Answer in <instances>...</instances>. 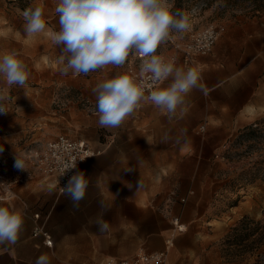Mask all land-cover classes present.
Segmentation results:
<instances>
[{
	"label": "crops",
	"instance_id": "0c3cea01",
	"mask_svg": "<svg viewBox=\"0 0 264 264\" xmlns=\"http://www.w3.org/2000/svg\"><path fill=\"white\" fill-rule=\"evenodd\" d=\"M50 19V30L59 31L58 14ZM34 37L40 42L38 51L32 52L27 45L29 39L22 36L7 39L1 53L14 50L28 70L46 69L50 77L33 78L39 85L32 86L29 76L23 88L17 87V94L23 97L24 117L10 118L2 131L25 132L30 124L37 121L48 124L51 119L56 126L76 125L79 131L75 138L84 139L98 152L77 168L89 181L78 208L73 207L66 195L60 198L62 193H58L51 178L35 172H29L25 182L13 189L10 199L0 201V206L19 210L24 220L17 243L0 252V264H35L41 254H48L51 264H103L106 258L124 259L139 251H164L171 236L172 245L181 256L177 264H203L200 256L209 239L224 235V227L212 226L216 220L208 215L228 187L217 178L221 175L217 168L201 170V162L214 163L220 145L234 131L264 115V19L226 24L212 51L194 57L190 68L199 73L198 85H203V90L199 86L193 88L173 119L150 102L142 101L133 114L114 128L101 127L98 114H87L77 99L81 95L96 101L93 89L102 82L103 71L94 72L96 77L90 73L62 75L63 65L59 63L62 46L54 45L43 32ZM165 42L158 49L168 57L174 50ZM37 53L38 61L28 58ZM175 65L188 69L180 55ZM171 82L169 77L156 89L166 88ZM37 88L47 91L56 101L52 114L47 109L36 111L35 102L25 98ZM65 92L70 97L64 100L65 105H60ZM100 132L111 139L115 149H107L110 144L100 141ZM165 134L169 137L166 142ZM185 164L188 168L184 171ZM129 166L135 170L124 172ZM181 183L185 187H179ZM169 190H176V198L183 203L171 207L163 204ZM101 201L107 209L103 219L110 225L103 234L94 223L102 211ZM236 208L241 211L235 212ZM36 212L40 214L37 223L43 224L50 235V245L44 244L40 234H33L36 221L32 215ZM242 213L241 205H236L224 215L233 220ZM176 220L185 225L184 230L176 229ZM222 223L227 225L226 221ZM176 230L183 232L175 233ZM208 261L216 264L215 258Z\"/></svg>",
	"mask_w": 264,
	"mask_h": 264
},
{
	"label": "clouds",
	"instance_id": "9594fccd",
	"mask_svg": "<svg viewBox=\"0 0 264 264\" xmlns=\"http://www.w3.org/2000/svg\"><path fill=\"white\" fill-rule=\"evenodd\" d=\"M55 11L59 16V31L49 30L46 35L54 45L62 46L59 57V63L63 65L60 68L62 75L69 72L73 76L87 75L108 65L123 66L130 52L135 51L144 57L140 71L141 74H151L152 84L172 77L168 87L151 90L148 95H145L143 82L124 73L98 83L93 93L101 127H119L142 101L150 102L171 120L193 88L199 86L203 90V85H198L200 75L195 68L184 70L176 67L174 61L166 62L164 57L155 54L173 30L184 32L190 27L188 15L181 10L173 12L167 0H59ZM22 16L28 36L45 32L42 7H28ZM29 75L27 66L16 51L0 54V78L5 83V87L0 88V113L8 112L4 102L10 98V89L13 86L23 88ZM168 139L165 134L163 140L166 142ZM146 140L149 144L150 141ZM15 167L25 170L24 159L16 157ZM75 168L76 164L65 165L64 174ZM134 170L129 166L124 172ZM137 184L139 188L141 181L138 180ZM88 185L84 172L76 171L61 187V192L70 199L74 208H78ZM126 186L132 188L131 184ZM100 208L102 211L94 223L103 234L108 232L110 225L103 219L107 210L103 201ZM23 222L19 210L0 206V252L17 243ZM35 264H51L49 255H39Z\"/></svg>",
	"mask_w": 264,
	"mask_h": 264
},
{
	"label": "rangeland",
	"instance_id": "374dc122",
	"mask_svg": "<svg viewBox=\"0 0 264 264\" xmlns=\"http://www.w3.org/2000/svg\"><path fill=\"white\" fill-rule=\"evenodd\" d=\"M58 2L59 0L31 1L32 7L40 6L43 9L46 23L43 34L50 30L52 22L50 18L56 13L55 8ZM167 2L173 12L181 10L189 17L190 27L188 30L184 32L172 31L174 36L176 35L182 40H186L191 32L201 30L210 24L217 28L222 27L221 34L224 31V26L228 23L264 19V0H167ZM22 12L23 10L11 0H0V54H2L4 42L7 39L22 36L29 39L27 45L32 52L38 51L40 42L37 39L34 40L35 35L28 36L26 34ZM44 45L46 44L43 43ZM39 57L37 53L28 58L38 61ZM122 67L108 65L96 71H103L100 79L105 81L115 77ZM96 71L90 72V76L96 77L94 74ZM29 72V76L32 78L30 81L32 86L39 85L38 82L33 81V78L40 79L42 77L45 79L50 77V72L46 69H30ZM33 74H35L34 77ZM3 87H5V83L0 78V88ZM17 87L13 86L10 89V98L4 102L8 112L0 113V148H3L0 151V163L6 161L8 162L6 164L13 167H15V155L22 152L25 147L50 140L57 134L65 133L75 138L79 131L76 125L69 123L56 126L51 119L48 124L39 121L30 124L24 129L25 132H18V130H16L18 133L2 131V126L10 118L14 117L19 120L24 117L23 97L17 94ZM35 90L36 92L33 94H26L25 98L30 99L31 103L35 102L36 111L47 109L49 114H52L51 110L56 107V101L53 100L52 95L44 89L38 90L37 88ZM68 97H70L69 93L65 92L61 96L63 100L60 105H65L67 102L64 100ZM99 138L101 142L110 144L107 149H115L113 142L105 136L104 132H100ZM126 147L130 149L129 143H126ZM216 153H218V158L214 157L216 161L214 163L211 162L212 160L210 162L202 161L201 170L208 167L217 168L221 173L217 178L221 179L222 184L228 187L227 191L221 193L222 196H220L212 214L208 215L210 219L216 220L212 221V226L224 227V235L209 239L202 251L200 260L204 261L203 264H210V262L214 264L212 261H208L209 258H215L216 264H264V115L234 131L220 145ZM187 168L188 165L185 164L184 171ZM179 187H185V184L181 183ZM62 195L60 194V198H63ZM176 196V190L175 192L169 190L162 201L163 204L167 203L169 207L177 203L182 204L183 202ZM236 205H241L242 216L229 220L224 214L230 207ZM234 211L240 212L241 208H236ZM224 221L227 222L225 226L222 223ZM177 224L180 222L177 221ZM174 232L183 231L176 230ZM167 240L171 241V243L167 242V249L165 250L168 253L169 264H177L181 256L172 245V236Z\"/></svg>",
	"mask_w": 264,
	"mask_h": 264
},
{
	"label": "built area",
	"instance_id": "2783aa9c",
	"mask_svg": "<svg viewBox=\"0 0 264 264\" xmlns=\"http://www.w3.org/2000/svg\"><path fill=\"white\" fill-rule=\"evenodd\" d=\"M222 30V27L217 28L215 25L210 24L201 30L191 32L188 34L187 39L182 41L175 39L171 32L166 42L174 50V54L165 57L158 49L155 54L164 57L166 62L174 61L175 63L178 55H180L189 69L190 63L196 55L207 54L212 51ZM143 59L144 57L140 56L139 53L130 52L126 65L118 74H128L135 77L138 82H143L145 84V95H148L162 81L152 84L151 74H141L140 67ZM77 99L78 104L87 114H98L96 101L92 102L81 95ZM203 130L204 126H201L200 131ZM23 150L17 153L14 158L15 160L16 157L24 159L25 170L10 166L6 164L8 163L6 161L0 163V201L10 199L14 195L13 189L25 182L29 172L51 178L58 193H62L61 187L67 184L68 179L77 171L78 166L98 152L91 148L84 139L72 138L66 134H58L46 142H38L31 147H25ZM71 164H76V168L68 170L64 174L65 165ZM32 217L36 221L33 226V234H40L44 238V244L50 245V235L43 224L37 223L40 214L36 212ZM174 223L177 224V220ZM103 264H167V252L165 250L151 253L139 251L131 258H106Z\"/></svg>",
	"mask_w": 264,
	"mask_h": 264
},
{
	"label": "trees",
	"instance_id": "16d2710c",
	"mask_svg": "<svg viewBox=\"0 0 264 264\" xmlns=\"http://www.w3.org/2000/svg\"><path fill=\"white\" fill-rule=\"evenodd\" d=\"M31 1L32 0H11V2H13L21 10H25L28 7H32Z\"/></svg>",
	"mask_w": 264,
	"mask_h": 264
},
{
	"label": "bare ground",
	"instance_id": "6f19581e",
	"mask_svg": "<svg viewBox=\"0 0 264 264\" xmlns=\"http://www.w3.org/2000/svg\"><path fill=\"white\" fill-rule=\"evenodd\" d=\"M176 229H178V230H184L185 229V225H183V224H177L176 225Z\"/></svg>",
	"mask_w": 264,
	"mask_h": 264
}]
</instances>
